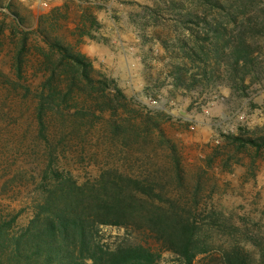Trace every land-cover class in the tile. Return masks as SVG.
<instances>
[{
    "label": "trees",
    "instance_id": "16d2710c",
    "mask_svg": "<svg viewBox=\"0 0 264 264\" xmlns=\"http://www.w3.org/2000/svg\"><path fill=\"white\" fill-rule=\"evenodd\" d=\"M0 6L9 11L12 35L19 36L12 59L17 81L28 79L27 68L32 78H40L37 87L21 91L30 101L33 183L24 193L18 191L22 208L0 202V264H162L163 253L155 243L177 255V264L198 262L209 250L203 248L206 241L198 236L194 220L162 199L156 201V182L149 183L147 175L131 179L119 170H104L83 182L69 171L73 154L85 149L93 131L104 128L126 140L149 137L157 126L149 108L129 98L79 51L82 38L92 37L96 17L82 12L74 46L56 34L61 13L42 15L34 28L41 45H34L38 54L29 60L32 29L10 6L1 1ZM146 12L152 24L162 27L155 40L164 42L167 34L162 32L164 12L173 14L177 33L188 32L177 39L171 55L177 60L170 64L176 88L192 92L225 81L240 88L247 78L264 74V0H157ZM235 139L241 145L264 146V134ZM173 162V177L181 182L176 155ZM108 227L119 232L109 234ZM143 231L148 234L140 238ZM220 258V264H264V258L239 244L224 248Z\"/></svg>",
    "mask_w": 264,
    "mask_h": 264
},
{
    "label": "rangeland",
    "instance_id": "374dc122",
    "mask_svg": "<svg viewBox=\"0 0 264 264\" xmlns=\"http://www.w3.org/2000/svg\"><path fill=\"white\" fill-rule=\"evenodd\" d=\"M0 1L32 29L29 60L38 54L34 45H41L34 28L42 15L61 13L56 34L76 46L81 14L92 12L98 24L91 28L92 37H83L77 45L79 51L155 117L157 126L149 137L123 140L104 128L90 133L85 149L80 147L69 162L71 174L83 182L104 170H119L131 179L147 175L149 183L156 182V201L162 199L176 213L188 215L206 241L203 248L209 251L195 264H220L221 251L236 244L264 258V146L241 145L235 139L264 134V74L247 78L240 88L227 81L192 92L173 86L170 64L177 60L171 55L177 39L188 32L177 33L173 14L164 12L167 24L162 32H167L163 41L168 49L155 40V31L162 27L152 24L146 11L155 8L157 0H46V5L43 0ZM12 33L9 11L0 6V202L22 208L18 191L24 193V187L33 183L29 171L33 156H28L33 136L30 101L21 91L37 87L40 78H32V69L27 68L28 79L17 81L12 59L19 36ZM174 155L182 169L181 182L173 177ZM147 234L143 231L140 238ZM162 246L155 243L163 253L161 263L177 264L178 256Z\"/></svg>",
    "mask_w": 264,
    "mask_h": 264
},
{
    "label": "built area",
    "instance_id": "2783aa9c",
    "mask_svg": "<svg viewBox=\"0 0 264 264\" xmlns=\"http://www.w3.org/2000/svg\"><path fill=\"white\" fill-rule=\"evenodd\" d=\"M43 4H45V5L47 4L46 0H43ZM240 118L243 119L244 117L241 116Z\"/></svg>",
    "mask_w": 264,
    "mask_h": 264
}]
</instances>
